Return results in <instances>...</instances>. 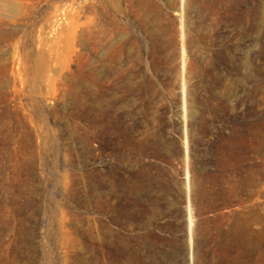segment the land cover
<instances>
[{"label":"rangeland","instance_id":"rangeland-1","mask_svg":"<svg viewBox=\"0 0 264 264\" xmlns=\"http://www.w3.org/2000/svg\"><path fill=\"white\" fill-rule=\"evenodd\" d=\"M3 1L0 264H264V0Z\"/></svg>","mask_w":264,"mask_h":264},{"label":"water","instance_id":"water-1","mask_svg":"<svg viewBox=\"0 0 264 264\" xmlns=\"http://www.w3.org/2000/svg\"><path fill=\"white\" fill-rule=\"evenodd\" d=\"M0 3H11V2L0 0ZM0 17H1V13H0Z\"/></svg>","mask_w":264,"mask_h":264},{"label":"trees","instance_id":"trees-1","mask_svg":"<svg viewBox=\"0 0 264 264\" xmlns=\"http://www.w3.org/2000/svg\"><path fill=\"white\" fill-rule=\"evenodd\" d=\"M255 142H256V141H254V143H255ZM258 144H259V143H258ZM262 144H263V143L261 142L260 145L263 146Z\"/></svg>","mask_w":264,"mask_h":264},{"label":"bare ground","instance_id":"bare-ground-1","mask_svg":"<svg viewBox=\"0 0 264 264\" xmlns=\"http://www.w3.org/2000/svg\"><path fill=\"white\" fill-rule=\"evenodd\" d=\"M182 1V0H181ZM183 8V7H182Z\"/></svg>","mask_w":264,"mask_h":264}]
</instances>
